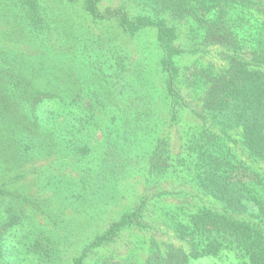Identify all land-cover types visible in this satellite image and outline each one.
Returning a JSON list of instances; mask_svg holds the SVG:
<instances>
[{
  "label": "trees",
  "instance_id": "obj_1",
  "mask_svg": "<svg viewBox=\"0 0 264 264\" xmlns=\"http://www.w3.org/2000/svg\"><path fill=\"white\" fill-rule=\"evenodd\" d=\"M7 1L30 37L46 43L56 24L51 6ZM62 1L124 37L91 35L81 54L46 44L30 52L0 47L15 55L14 63L0 60L1 183H17L27 163L53 153L60 165L80 171L79 178L60 181L63 199L90 196L98 203L107 185L116 193L131 160L144 159L149 177L175 178L181 189L157 190L150 203L143 197L122 210L70 264H85L128 229H136V238L127 252L119 259L101 255L93 264H264V0H120L104 7L100 0ZM146 30L153 31L159 54L155 89L162 88L164 99L155 107L147 55L133 66L125 38ZM209 49L218 61L203 59ZM92 56L89 63L80 60ZM127 70L134 73L129 80ZM131 78L140 92L121 106ZM185 108L194 120L174 150L169 129ZM13 190L0 186V196L37 203ZM167 195L179 201L166 203ZM19 223L17 214L7 221ZM152 229L155 235H146Z\"/></svg>",
  "mask_w": 264,
  "mask_h": 264
},
{
  "label": "rangeland",
  "instance_id": "obj_2",
  "mask_svg": "<svg viewBox=\"0 0 264 264\" xmlns=\"http://www.w3.org/2000/svg\"><path fill=\"white\" fill-rule=\"evenodd\" d=\"M45 2L51 6L56 24L53 25L50 36L46 37L47 42L42 43L30 37L29 27L23 23L19 15L13 16V7L11 10L7 9L8 1L0 0V47L9 46L12 50L19 48L30 52L37 46L46 44L48 47L54 46L62 51L67 50L66 52L71 54L74 52L81 54L82 43L88 42L91 35L103 33L105 36H117L120 41L124 37V35H119L117 27L109 22L96 23L90 17L83 15L77 5L62 0H45ZM99 3L101 7L116 6L120 0H100ZM125 38H128L132 62L143 59L147 55L145 57L147 84L151 90L149 96L151 97L152 94L153 97L149 103L151 104L152 101L154 105L151 104V106L155 107V100L160 104L164 98H162V88L155 89L156 85L160 86V68L159 54L153 42V31L146 30L138 32L133 37L126 36ZM144 45L147 47L146 54L142 52ZM16 52L22 53V51ZM3 58H7L8 64L14 63L15 55L10 54L9 51L8 53L0 51V60ZM81 59H86L89 63L93 56L81 57ZM203 59L218 61L214 49H209ZM73 61L78 62L79 60ZM134 65L137 66L135 62H133ZM129 72L134 74L132 70H127L124 76L126 80H129ZM132 82L131 90H127V93L119 98L121 106L128 104L129 96H135L140 92L138 80L132 79ZM144 88H146L145 84ZM184 95L185 100L192 105L194 100L188 98L186 93ZM192 120H194L192 115L185 108L181 112L180 122L170 127V142L174 150L178 148L180 132ZM112 151L114 150H109L110 155ZM143 161L144 159L131 160L132 165H128L124 170L129 174L119 179L116 193L107 185L102 188L101 191H105L106 194L98 203L90 196L84 201L71 202L70 199H63L60 181L77 179L80 171L73 167L74 165H64V163L60 165V160L53 153L51 155L49 153L46 159H34L27 163L29 170L24 177L18 179L17 183L3 185L0 179V186L15 189L13 191H20L37 200V203L31 202L35 205H31L25 204L21 199L11 197L10 194L0 196V264H70L83 245L96 233L102 231L110 220L117 218L122 210L136 205L143 197L147 198L150 203L151 200H155L157 190L181 189L182 186L175 178H172L173 180L166 178L157 182L156 178L149 177L146 171L141 169L144 167ZM163 199L166 203L179 201L170 195ZM14 214L19 216L21 223L8 226L7 221L10 217L13 218ZM134 230L136 229L122 231L113 243L91 252L85 264H93L95 259H99V256L104 254H113V259L122 257L127 252L128 245L135 242L136 231ZM24 232L26 237L22 236ZM145 233L155 235V229ZM39 235H41L40 243L34 244V239ZM196 264L217 263L202 260Z\"/></svg>",
  "mask_w": 264,
  "mask_h": 264
}]
</instances>
